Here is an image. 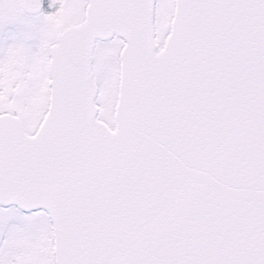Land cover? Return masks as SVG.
Wrapping results in <instances>:
<instances>
[{"label": "snow or ice", "instance_id": "1", "mask_svg": "<svg viewBox=\"0 0 264 264\" xmlns=\"http://www.w3.org/2000/svg\"><path fill=\"white\" fill-rule=\"evenodd\" d=\"M0 264H264V0H0Z\"/></svg>", "mask_w": 264, "mask_h": 264}]
</instances>
